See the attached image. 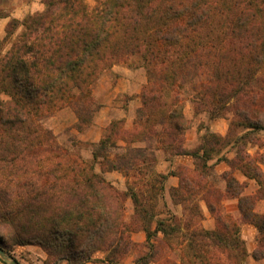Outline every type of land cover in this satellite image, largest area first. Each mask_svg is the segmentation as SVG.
Returning <instances> with one entry per match:
<instances>
[{
	"label": "trees",
	"instance_id": "trees-1",
	"mask_svg": "<svg viewBox=\"0 0 264 264\" xmlns=\"http://www.w3.org/2000/svg\"><path fill=\"white\" fill-rule=\"evenodd\" d=\"M94 1L42 0L41 11L12 19L0 38V249L11 254L38 246L44 264H121L140 251L133 234L142 231L146 252L134 264L264 260V212L256 211L264 201V155L245 152L254 133L264 132V0ZM133 58L148 77L133 128L112 121L93 146L92 161L75 140L71 148L60 144L46 122L70 110L78 131L91 127L100 109L94 87ZM186 92L196 116L232 114L226 137L207 133L199 148H185ZM228 146L235 157L217 162L255 180V196H244L231 172L220 176L224 191L210 181L217 177L210 162ZM158 152L190 156L195 168L159 174ZM106 172L122 174L127 190ZM170 176L180 180L170 196L184 213L160 217ZM199 198L214 229L199 223ZM226 198L238 199L239 218L224 211ZM243 223L257 230L251 254Z\"/></svg>",
	"mask_w": 264,
	"mask_h": 264
},
{
	"label": "rangeland",
	"instance_id": "rangeland-1",
	"mask_svg": "<svg viewBox=\"0 0 264 264\" xmlns=\"http://www.w3.org/2000/svg\"><path fill=\"white\" fill-rule=\"evenodd\" d=\"M18 1V2H16ZM20 1L30 2V0H0V14L8 15L14 9V5ZM91 6L95 5L94 0H86ZM148 81L146 70L141 67L137 59H130L127 63L119 64L110 72H107L101 77L98 84L94 87V96L100 109L94 118L91 127L80 132L77 129V120L70 110H64L46 122V126L51 128L58 138L60 144L71 148V141L75 140L78 143V149L82 156L88 160H93V146L97 144L104 135L107 126L116 120H124L127 129L133 128V122L136 117L137 110L141 107L139 98ZM188 92L184 95V113L189 120V128L185 136V148L195 150L199 148L202 141L201 138L207 133H214L222 137L229 134L232 114L229 113L223 118L210 119L208 114L204 113L196 116L194 113L193 104L190 101ZM5 98L4 96H1ZM239 130L238 133H241ZM255 140L247 142L245 152L253 158L264 155V132L254 133ZM122 152V151H120ZM236 150L227 147L220 154L214 156V160L210 165L216 163L213 174L216 178H210L211 182H215L216 187L224 191L226 184L220 181V176L224 172H231L239 183L244 186V196H255L259 186L255 180L247 178L242 172L231 169L225 162H217L220 157L232 160L235 157ZM195 160L190 156L168 158L164 153L158 152V160L155 171L159 174H169L170 172H183L187 170L189 173L195 168ZM264 171V166H261ZM96 171L101 172V166L96 165ZM194 173V172H193ZM104 176L108 181L114 184L120 191L127 190L125 177L119 172H106ZM214 180V181H213ZM179 178L170 176L165 184V196L158 204V213L160 217H164L168 212L182 216L184 211L182 206L175 205L170 196V189L175 185L179 186ZM199 200L204 218L200 220L203 227L206 229H214L216 222L210 214L207 204ZM223 209L226 213L234 218H239L238 199L226 198L222 202ZM256 211L264 212V201H259ZM134 213V207L131 199L126 204V216L129 221ZM241 236L246 242L249 253L251 254L257 248V230L251 224H241ZM133 240L137 242L141 249L139 252L129 254L121 264H134V261L139 254L146 252L143 247L146 243V234L142 231L133 234ZM10 256L16 264H44L47 255L38 246H18L15 247ZM0 264H7L0 258ZM246 264H264V260L255 261L249 257Z\"/></svg>",
	"mask_w": 264,
	"mask_h": 264
},
{
	"label": "crops",
	"instance_id": "crops-1",
	"mask_svg": "<svg viewBox=\"0 0 264 264\" xmlns=\"http://www.w3.org/2000/svg\"><path fill=\"white\" fill-rule=\"evenodd\" d=\"M20 2V5H18V3L13 4L14 9L11 10V12L6 17L0 18V38L5 37L6 28L12 19L23 21L27 15L41 11L43 9L42 0H30V2ZM177 186L178 185H175L174 187Z\"/></svg>",
	"mask_w": 264,
	"mask_h": 264
},
{
	"label": "water",
	"instance_id": "water-1",
	"mask_svg": "<svg viewBox=\"0 0 264 264\" xmlns=\"http://www.w3.org/2000/svg\"><path fill=\"white\" fill-rule=\"evenodd\" d=\"M0 258L7 264H16L14 260L10 256H8L7 253L2 249H0Z\"/></svg>",
	"mask_w": 264,
	"mask_h": 264
}]
</instances>
